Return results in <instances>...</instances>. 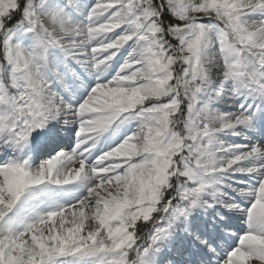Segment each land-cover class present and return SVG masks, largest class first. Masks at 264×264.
<instances>
[{"label": "snow or ice", "instance_id": "1", "mask_svg": "<svg viewBox=\"0 0 264 264\" xmlns=\"http://www.w3.org/2000/svg\"><path fill=\"white\" fill-rule=\"evenodd\" d=\"M0 264H264V0H0Z\"/></svg>", "mask_w": 264, "mask_h": 264}]
</instances>
